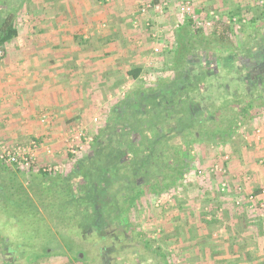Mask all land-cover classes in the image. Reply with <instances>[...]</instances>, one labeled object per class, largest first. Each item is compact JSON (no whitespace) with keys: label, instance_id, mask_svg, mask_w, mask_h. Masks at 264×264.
I'll use <instances>...</instances> for the list:
<instances>
[{"label":"flooded vegetation","instance_id":"flooded-vegetation-1","mask_svg":"<svg viewBox=\"0 0 264 264\" xmlns=\"http://www.w3.org/2000/svg\"><path fill=\"white\" fill-rule=\"evenodd\" d=\"M259 14L238 22L241 31L233 30L226 40L196 37L178 45L151 78L132 79L68 170L44 177L0 162V168L15 172L18 183L8 194L0 170V213L10 214L21 236L35 235L38 241L41 228L52 239L39 247L42 256H68L77 249L72 245L83 243L84 255L76 254L80 264H161L159 249L147 244L134 213L149 197L171 191L201 147L222 148L240 137L246 124L264 120V17ZM56 209L66 213L59 216ZM70 239L74 244L65 245ZM7 243L2 251L9 255ZM30 243L36 250L38 243Z\"/></svg>","mask_w":264,"mask_h":264},{"label":"rangeland","instance_id":"rangeland-1","mask_svg":"<svg viewBox=\"0 0 264 264\" xmlns=\"http://www.w3.org/2000/svg\"><path fill=\"white\" fill-rule=\"evenodd\" d=\"M3 1L0 0V4H3ZM167 1L173 4L175 0ZM188 1L195 9V3L192 0ZM211 1L213 3L217 2L218 7L214 9V6L212 7L211 5L204 6L207 9L199 10V13L202 12L208 15V12H213L214 17L210 18H216L217 16H227L229 12L234 11L237 0ZM12 3L18 6L14 9V14H17L18 29H26L31 25L33 20L31 22L30 17H28L31 12H35L39 8L44 9L42 0H15ZM244 3L245 0H241L240 5L244 7ZM171 5L167 6L163 10V15L161 14L160 16L161 34H159V41L155 44L149 39V33L144 28L143 18L138 20L137 28L133 25L130 28L131 32L126 33V43L122 46L121 44L110 46L112 44L109 43L108 45L104 40H101V37L105 39L107 36L103 38L102 28H100L98 35L97 28L93 30V35L86 34L88 38L92 37L90 43L84 45L85 47L83 48L88 54L91 53L89 57H91L92 66H87L86 68L88 70L96 69V72L93 76L85 78L88 87L85 99V124L74 125L63 131V138L60 139L62 142H59L61 147L48 145V148L44 149L46 154L38 160L35 155L33 168L31 171L26 172L29 174L39 173V171L42 172L44 167H58L57 169L59 170H68L89 148L90 141L98 128L99 122L104 118L111 105L132 87V79L127 78L125 73L130 69L140 68L142 77L151 78L173 56L172 53L176 47L174 44L178 33H180L181 39L184 40L180 45L189 43L192 40L194 35L191 32L192 35L186 32L187 37L183 38L182 32H184V29L181 32L179 29L183 27L185 22L183 25L178 24L180 17ZM252 5L253 7L256 6L252 16L258 17L259 6L256 3L254 4V2ZM194 11L196 13V9ZM35 16L37 18H35L36 21L33 23L38 22L37 25L43 26L45 18L42 19L39 13ZM152 16L154 21L149 19L151 28L157 30L159 28L157 26V28L154 27L155 21L158 18L160 19V17ZM248 17L251 16L248 15L244 20H247ZM239 18L242 17L238 16L235 19ZM95 20V27L103 24L111 26L110 20ZM238 21L233 22L232 20L231 28L233 30H237L239 26V29H241L242 24L238 23ZM139 28L141 30H138ZM202 31L203 34L206 33L207 28H203ZM97 37H99V40H97ZM196 40L198 38L194 37L193 41ZM235 40L239 41L238 39ZM96 42L98 43L97 48ZM90 72L92 73L93 70ZM78 127L82 129V137L78 148L75 149L74 154H71L69 152L71 148L68 147L69 132L71 129ZM32 141H35L37 146L34 151L36 154L40 147V141L34 136L23 139L18 144L1 145L0 148L17 145L27 146ZM197 153L198 157L192 163L189 173L171 191L161 193V195L156 197H149L146 204H141L142 206L140 205L134 213L136 219H139L137 226L141 228V232L144 235L143 238L147 240L146 242L150 248L159 249V252L168 258L169 264H237V262H240V264H264V238L262 234V232L264 233V120H260L255 124L253 122L246 124L241 131V136L229 140L227 145L222 148L214 149L203 146ZM222 183L226 184L223 191L220 189ZM255 189H259L261 193L249 202L248 196ZM245 199L249 204L246 208H241V203ZM258 200L260 202L257 204L256 201L258 202ZM8 216L10 214L7 215L6 213L4 217L0 213V238L3 239L5 236V245L8 247L7 242L10 243V247L7 250L12 252L9 255H13L11 260L7 259V261H4L5 263L80 264L74 258L79 259L76 257L77 253L78 255H84V247L86 246L83 243L72 245L77 249L74 252L67 253L69 259L73 258L72 261L67 262V257L62 259L50 256L30 262L29 260L44 254L39 247L42 248L45 244H51L53 241L46 234L41 233L43 232L41 228H37V236L41 238L38 241L32 239L35 235H26L24 233L21 236L20 232L16 230V226L9 222ZM212 220L217 222L208 225V222ZM2 230H5V235L1 234ZM254 232L260 234L258 238H262L261 240L259 239L258 246L256 243H251L253 244L251 247H246V244L241 242H239V245H244L246 251L251 250L257 256L250 257V262L240 260L238 257L240 255L234 247L232 250L237 252L238 260L235 258L236 260L233 262L227 256L229 254H226V251L231 250L230 238L239 233H241L240 236L245 233L246 239L243 241H247V235H252ZM2 242H0V249L5 247V245L2 247ZM30 242L35 245V242L38 243L36 250L31 247ZM69 243H73L72 239H70V242L68 240L65 241V245H69ZM217 251L221 253L216 255L215 252ZM58 253L63 254L64 252L60 250ZM2 257L0 253V262L3 260ZM7 258H10V256ZM17 259L22 260L17 262Z\"/></svg>","mask_w":264,"mask_h":264},{"label":"crops","instance_id":"crops-1","mask_svg":"<svg viewBox=\"0 0 264 264\" xmlns=\"http://www.w3.org/2000/svg\"><path fill=\"white\" fill-rule=\"evenodd\" d=\"M14 1L4 0L3 10L11 12L17 18V14H14L17 5L12 3ZM42 1L44 9H36L37 11L31 12L28 17L34 22L37 18L35 15L39 13L42 19L45 18L43 26L31 21L28 28L18 29L17 37L5 46L4 55L0 57V146L18 144L23 139L34 136L40 141V147L35 154L37 160L46 154L44 149L48 148V145L61 147L59 142L63 138V131L74 125L85 124V99L88 88L85 78L93 76L96 72V69H91V73V70L86 68L92 66L89 57L91 53L88 54L83 49L92 38H88L86 34L93 35V30L97 28L98 35L102 28L103 38L107 36L105 39L101 37V40L108 45L112 44L110 46H122L126 43V33L131 32L133 21L143 18L139 13L143 0ZM192 2L198 12L206 10L204 6L211 5L214 9L218 7L217 2L213 3L211 0ZM148 18L154 21L152 15L149 14ZM95 19L110 20L111 26L103 24L95 27ZM156 26L159 28L157 30L161 31V17L155 21L154 27ZM97 45L98 43L96 48ZM240 234L230 238L231 250L228 248L226 254H229L227 256L233 262L235 258L238 260V257L250 262V257L257 255L251 250L246 251L245 246L239 245V242L251 247L262 238H258L260 234L254 232L247 235V241H243L246 235ZM262 234L264 238V233ZM3 240L0 238V242ZM234 247L240 256L236 251L233 252ZM0 253L3 256L0 264H9L4 262L9 255L2 249ZM220 253L215 252L216 255ZM48 257L50 256L46 255L41 258ZM51 257L64 259L67 256ZM66 260L72 261L73 258L67 257ZM74 260L78 261L75 258Z\"/></svg>","mask_w":264,"mask_h":264},{"label":"trees","instance_id":"trees-1","mask_svg":"<svg viewBox=\"0 0 264 264\" xmlns=\"http://www.w3.org/2000/svg\"><path fill=\"white\" fill-rule=\"evenodd\" d=\"M240 2H241V0L236 1L235 10L229 12L227 16H222V17L217 16L215 19L209 18V16H206V19L210 21V26L207 27V31L204 34L202 31L203 28L196 27L195 23L192 22L190 19L186 20L183 27L179 29L180 32H181V30L184 29L183 31L185 33L182 32L183 38L187 37V34H186V32H187L190 35L193 34L194 37H198L200 41H204L207 38L212 39V40L217 41V42L228 39L230 37V35L235 34L233 32V29L231 28L232 20L233 19L235 20V18H237L238 16H241L243 19L245 17H247L248 15L252 16L254 13L253 10L256 7V6L253 7V5H252L253 2H254V4L256 3L260 8V10L258 11L260 13L259 16L261 15L262 17H264V0H245L244 7L242 5H240ZM3 9H4V5L1 3L0 4V53L2 55L0 57H2L4 55L5 46L8 43H10L12 40H14L18 35V27H17L16 17L11 12H8V11L6 12ZM196 13H199V12L196 11ZM223 18H225V19H223ZM242 18L236 19V21L239 20L238 22H240L242 20ZM146 31H148V29ZM193 38H192V40L189 41V43L193 42ZM175 42L176 43L174 44V46H176V47H178V45H180L181 42H184V40L181 39V37H180V33L177 34ZM140 74H141L140 68L130 69L125 73L126 77L131 78V79L138 78V76ZM0 170L5 176L4 185L6 186L7 193L13 195L14 191L16 190V186L18 185L17 179L15 178V175H14L15 172L12 171V169H10L9 167H1ZM29 171H31V170H29ZM39 174L44 176V177H48L50 175V173L41 172V171H39ZM0 176H1V174H0ZM58 176H59V179L62 178L60 174ZM0 179H1V177H0ZM260 193H261V191L259 189H255L252 191L253 197L259 196ZM64 194H65L64 190L59 191L57 196H62ZM259 202H260L259 200H258V202L256 201L257 204ZM10 203L12 204L13 202L10 201ZM248 204H249L248 201L245 199L241 203L240 207L246 208V206H248ZM55 211L59 216L66 213L64 210H57L56 209ZM12 213H13V211L11 210V214ZM216 222H217L216 220L209 221L208 225L214 224ZM10 223L12 224L13 220H10ZM58 256H61V255H58ZM12 257H13V255H10V259ZM41 257H44V256L41 255V256L34 258L32 260H29V261L30 262L36 261L38 259H41ZM161 264H169L168 258L162 254H161Z\"/></svg>","mask_w":264,"mask_h":264},{"label":"built area","instance_id":"built-area-1","mask_svg":"<svg viewBox=\"0 0 264 264\" xmlns=\"http://www.w3.org/2000/svg\"><path fill=\"white\" fill-rule=\"evenodd\" d=\"M172 3H169L167 0H143V2L140 5L139 13L140 16L143 17L144 21V28L148 29V36L149 39L155 44L158 42L159 34L161 32L156 29L151 28V23L148 18V15H154V16H161L163 15V10L171 5ZM175 9V12L177 15H179L180 19L178 20V24L183 25L184 22L188 19H190L192 22L195 23L196 27L199 28H207L210 26V21L206 19V16L214 17L213 12H208V15L206 13H198L196 15L195 9H193L191 3L188 0H175L173 4L171 5ZM215 19V18H213ZM233 22L235 20L233 19ZM134 27H138V19L134 20ZM138 30H141L140 28ZM153 44V45H154ZM160 45V44H159ZM2 54L0 53V56ZM139 79L145 80L144 77L139 76ZM259 132V130H258ZM70 137H69V146L70 153L74 154V151L76 148H78L80 139L82 137V129L80 127L76 129H71L69 132ZM37 148L35 141H32L29 143L27 146H10V147H1L0 148V162L2 164H5L7 166L13 167L17 170L20 171H29L33 168L34 163H35V149ZM58 167H44L42 169L43 172H51V171H56ZM223 172V171H222ZM200 174L199 172H197ZM221 191H223L226 187V184H221ZM240 190V189H238ZM255 197L253 195L248 196V201L254 200ZM211 219V218H210ZM209 219V220H210Z\"/></svg>","mask_w":264,"mask_h":264}]
</instances>
